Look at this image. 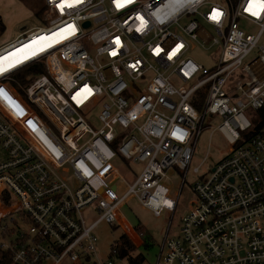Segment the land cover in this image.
I'll list each match as a JSON object with an SVG mask.
<instances>
[{
  "label": "built area",
  "instance_id": "2783aa9c",
  "mask_svg": "<svg viewBox=\"0 0 264 264\" xmlns=\"http://www.w3.org/2000/svg\"><path fill=\"white\" fill-rule=\"evenodd\" d=\"M42 1L49 25L0 46L1 59L16 50L0 63L14 65L0 73V253L11 264H130L113 247L102 261L94 228L142 239L120 213L129 198L155 217L174 212L167 172L184 182L205 120L217 117L211 132L231 147L191 185L180 233L166 230L154 264H264V11H247L249 0L204 10L208 0ZM191 42L218 46L217 62L187 56ZM37 64L22 96L13 75Z\"/></svg>",
  "mask_w": 264,
  "mask_h": 264
},
{
  "label": "rangeland",
  "instance_id": "374dc122",
  "mask_svg": "<svg viewBox=\"0 0 264 264\" xmlns=\"http://www.w3.org/2000/svg\"><path fill=\"white\" fill-rule=\"evenodd\" d=\"M213 1L225 2V0H208L201 10L206 9ZM0 8L4 13V16H6L5 19L3 18L5 28L0 34V44L15 39L18 34L27 28L46 27L50 23V19L45 17V8L42 0H4ZM192 17L194 16L186 17L181 20V22L184 23ZM201 25L204 30L214 34L212 28L208 24L201 22ZM240 26L246 31L255 32L257 29L244 20L240 21ZM22 27H25V29H22ZM256 50L257 49H254L246 60L252 59L255 56ZM218 51V46H207L206 48H202L195 42H191L187 56L192 58L198 64L209 68L213 63L217 62L216 54ZM247 113L249 114L251 123H257L259 120L257 111L251 109L248 110ZM218 122L219 118L217 117L205 120L201 134L196 142L195 152L190 167L186 171L184 182L181 183L182 174L177 170L171 169L167 172L168 179H166L164 183L170 188L171 196L179 191L177 206L174 212H163L159 217H155L148 209L142 207L134 198H129L127 203L121 206V216L132 227L137 223L142 224L154 240L148 249L144 247L139 248V252H141L145 258L143 264L155 263L156 255L159 251V245L165 236L166 230L169 237L179 235L181 219L195 200V194L191 190V185L194 181L202 179L212 168L213 164L229 151L231 146L227 143L221 133L219 131L211 132L212 127L217 126ZM202 160H204V162H201ZM198 165L199 174H194L192 169ZM141 167V164L131 165V168L137 173ZM122 169H124V167H122ZM85 216L87 221H92L94 218V215L89 211L85 213ZM24 228L27 229L26 226ZM93 233L97 237V254L103 261L107 257L109 249L122 234V229L113 224L100 222L94 228ZM95 261L96 257L92 255L88 262L85 261L83 263L96 264ZM65 262L68 261L66 260Z\"/></svg>",
  "mask_w": 264,
  "mask_h": 264
},
{
  "label": "trees",
  "instance_id": "16d2710c",
  "mask_svg": "<svg viewBox=\"0 0 264 264\" xmlns=\"http://www.w3.org/2000/svg\"><path fill=\"white\" fill-rule=\"evenodd\" d=\"M229 1H231L232 3L237 2V0H229ZM4 28L5 26L0 17V34L4 31ZM42 71H43V67L41 66V64H37L24 68L13 75V78L15 80L14 86L17 88V90L21 93L22 96H25V94L23 90H21V88L23 87L25 88L33 80L32 79L33 76H31V74H37ZM196 96L198 100L194 99L193 104L198 109V111H201L202 102L203 99H205V94H196ZM260 112H261L260 113L261 118L263 119L264 122V111H260ZM134 227L142 234L143 247L148 249V247L151 246L154 241L153 238L142 224L137 223ZM112 247L116 249V254L118 257L120 258L127 257L128 262L130 264H142L143 261L145 260L144 255L141 252L140 253L134 252L135 251L134 245L129 240V238L124 234L120 235V237L114 242ZM0 264H11V260L7 254L0 253Z\"/></svg>",
  "mask_w": 264,
  "mask_h": 264
},
{
  "label": "crops",
  "instance_id": "0c3cea01",
  "mask_svg": "<svg viewBox=\"0 0 264 264\" xmlns=\"http://www.w3.org/2000/svg\"><path fill=\"white\" fill-rule=\"evenodd\" d=\"M3 1L4 0H0V7H1V5L3 4ZM0 17H1V19H2V21H3V18L5 19V17L6 16H4V13H3V11L1 10V8H0ZM22 29H25V27H22ZM26 30V29H25ZM23 32V31H22ZM21 32V33H22ZM20 33V34H21ZM20 34H18V35H20ZM17 35V36H18ZM13 40V39H12ZM9 41H11V40H8V41H6V42H4V43H1L0 44V46H2V45H4V44H6L7 42H9ZM127 222V221H126ZM128 223V222H127ZM128 225L130 226V227H132L129 223H128ZM135 228V227H134ZM136 229V228H135ZM124 233V231L122 230V234ZM126 235H127V237L129 238V240L132 242V244L134 245V247H135V253H140L139 252V248H141V247H143V239H141L140 237H138L137 236V234H136V231H132V230H129V232L128 233H126ZM145 261V260H144ZM144 261H143V263H144ZM142 263V264H143ZM62 264H85V263H83L82 261H79V262H70V261H68V262H63Z\"/></svg>",
  "mask_w": 264,
  "mask_h": 264
},
{
  "label": "snow or ice",
  "instance_id": "6c2138e0",
  "mask_svg": "<svg viewBox=\"0 0 264 264\" xmlns=\"http://www.w3.org/2000/svg\"><path fill=\"white\" fill-rule=\"evenodd\" d=\"M76 2L78 3L79 0H76ZM129 2H130V0H129ZM255 5H258L260 7V9L262 11H264V0H249V8L246 9V10L252 12L253 15H258V12L252 11V9H253V7ZM117 6L118 7H123V5L120 4V3H118ZM220 15H221V13L217 11L212 18L213 19H218L220 17ZM71 27L72 26L69 25V28H71ZM117 43H119V41H117ZM113 54H115V53H113ZM17 63H19V61H17ZM12 67H14L13 64H9V65H7V67L0 66V73L6 72L9 68H12ZM0 92H3V90L0 89Z\"/></svg>",
  "mask_w": 264,
  "mask_h": 264
},
{
  "label": "bare ground",
  "instance_id": "6f19581e",
  "mask_svg": "<svg viewBox=\"0 0 264 264\" xmlns=\"http://www.w3.org/2000/svg\"><path fill=\"white\" fill-rule=\"evenodd\" d=\"M39 40H41V38L40 37H38L37 39H35V38H33V43H35V42H37V41H39ZM18 50V49H17ZM16 51V50H15ZM15 51H12V52H9V53H6V55H4L3 57H2V59L0 58V63H6L7 62V59H9V58H11L12 56H13V54H14V52Z\"/></svg>",
  "mask_w": 264,
  "mask_h": 264
},
{
  "label": "water",
  "instance_id": "95a60500",
  "mask_svg": "<svg viewBox=\"0 0 264 264\" xmlns=\"http://www.w3.org/2000/svg\"><path fill=\"white\" fill-rule=\"evenodd\" d=\"M85 25H88V23H85Z\"/></svg>",
  "mask_w": 264,
  "mask_h": 264
}]
</instances>
